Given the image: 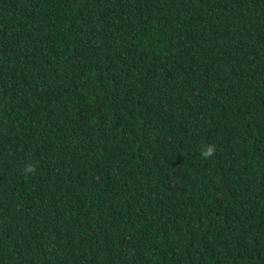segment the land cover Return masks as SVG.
<instances>
[{"label": "trees", "instance_id": "1", "mask_svg": "<svg viewBox=\"0 0 264 264\" xmlns=\"http://www.w3.org/2000/svg\"><path fill=\"white\" fill-rule=\"evenodd\" d=\"M0 264H264V0H0Z\"/></svg>", "mask_w": 264, "mask_h": 264}, {"label": "clouds", "instance_id": "2", "mask_svg": "<svg viewBox=\"0 0 264 264\" xmlns=\"http://www.w3.org/2000/svg\"><path fill=\"white\" fill-rule=\"evenodd\" d=\"M213 153V148L211 146H202L200 155L203 159H208ZM28 170L31 171L33 170L31 166L28 167Z\"/></svg>", "mask_w": 264, "mask_h": 264}, {"label": "bare ground", "instance_id": "3", "mask_svg": "<svg viewBox=\"0 0 264 264\" xmlns=\"http://www.w3.org/2000/svg\"><path fill=\"white\" fill-rule=\"evenodd\" d=\"M235 32V31H234Z\"/></svg>", "mask_w": 264, "mask_h": 264}]
</instances>
